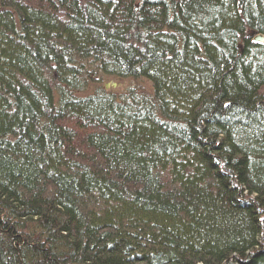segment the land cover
<instances>
[{"label": "trees", "instance_id": "1", "mask_svg": "<svg viewBox=\"0 0 264 264\" xmlns=\"http://www.w3.org/2000/svg\"><path fill=\"white\" fill-rule=\"evenodd\" d=\"M256 33L264 0H0V264H264Z\"/></svg>", "mask_w": 264, "mask_h": 264}, {"label": "rangeland", "instance_id": "2", "mask_svg": "<svg viewBox=\"0 0 264 264\" xmlns=\"http://www.w3.org/2000/svg\"><path fill=\"white\" fill-rule=\"evenodd\" d=\"M126 81V80H125ZM119 80L118 79H110L105 82L104 86L105 88L108 89H113V90H120L121 87L117 86ZM109 91V90H108Z\"/></svg>", "mask_w": 264, "mask_h": 264}, {"label": "water", "instance_id": "3", "mask_svg": "<svg viewBox=\"0 0 264 264\" xmlns=\"http://www.w3.org/2000/svg\"><path fill=\"white\" fill-rule=\"evenodd\" d=\"M251 41L255 44H264V34L258 33L252 36Z\"/></svg>", "mask_w": 264, "mask_h": 264}, {"label": "bare ground", "instance_id": "4", "mask_svg": "<svg viewBox=\"0 0 264 264\" xmlns=\"http://www.w3.org/2000/svg\"><path fill=\"white\" fill-rule=\"evenodd\" d=\"M256 34H258V33H256ZM262 34V33H261ZM253 35H255V34H253Z\"/></svg>", "mask_w": 264, "mask_h": 264}]
</instances>
